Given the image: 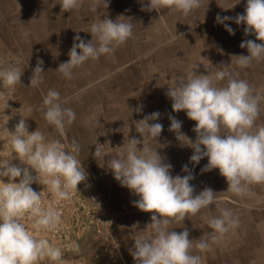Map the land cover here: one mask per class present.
Wrapping results in <instances>:
<instances>
[{"label":"clouds","instance_id":"1","mask_svg":"<svg viewBox=\"0 0 264 264\" xmlns=\"http://www.w3.org/2000/svg\"><path fill=\"white\" fill-rule=\"evenodd\" d=\"M101 3L104 8L108 7V0H91L92 11H97ZM203 3L204 0H147L142 10L158 12L167 8L188 16ZM239 3L240 0H236L228 9ZM58 4L61 11L71 12L81 8L84 0H59ZM100 17L97 15L84 31L91 34V40L85 41L78 34L74 36L69 60L56 70L65 79L71 80L73 70L90 59L111 57L119 46L133 38V24L128 18L120 16L113 21L106 16L104 19ZM233 19L237 25H245L246 36L254 34L256 38L241 42L240 48H246L248 55H233L235 65L244 69L253 61H264V43L256 42H264V0H247L244 13L235 18L216 17L217 23L223 24L230 35L235 32L225 22ZM23 73L24 70L11 64L0 66V85L14 89L22 84ZM44 73L43 61L38 60L28 87L38 89L44 81ZM237 77L238 73L227 69H220L212 75L198 74L193 69L179 82L167 87L166 95L172 101L173 112L184 111L187 118L195 122L192 130L196 138L193 141L180 131L182 122L169 117V131L175 132L179 141L184 140V146L193 149L190 162L197 165L206 157L208 162L201 171L218 169L228 185L226 191L244 197L250 193L252 185L264 184V125L256 124L264 95L254 94L249 82ZM67 103L58 91L49 89L43 95L39 109L45 121L61 137L76 120L75 111L66 107ZM8 107L7 102L4 110ZM160 115L153 112L134 121L135 130L142 139L124 136L123 145L117 147L120 149L118 155L110 156L105 144L96 142L93 156L102 161L101 167L105 166L104 158L110 157L106 166L114 179L138 197L133 201L135 207L151 213L150 222L143 230L137 231L130 249L135 264H203L201 255L194 254L193 249L199 252L210 250V242L222 240L240 226V220L231 209L221 207L223 201L211 188L205 187L194 195L195 188L191 184L194 176L187 165L182 167L186 175L171 174L172 165L165 163L166 158L157 151L163 147L157 143L163 125L150 123L158 121ZM11 118L4 112L2 123L8 137L7 147L0 148V264H39L44 258L62 262L61 247L54 246L39 233L60 229L62 212L58 205L71 200L78 185L88 178L78 158L80 145L75 140L66 144L60 139H49L38 128L30 132L26 119L22 117L14 130L9 131L6 125ZM149 140H154L159 147L151 146ZM109 149L113 148L109 146ZM13 161H19V164ZM33 183L42 185L52 195L56 206L46 205L42 191H35ZM94 205L99 208V204L94 202ZM213 205L219 215L209 218L208 226L212 231L208 237L189 239V230L183 221ZM26 219L32 222V231L22 222ZM174 223L184 230L173 231L176 228L172 227Z\"/></svg>","mask_w":264,"mask_h":264},{"label":"rangeland","instance_id":"2","mask_svg":"<svg viewBox=\"0 0 264 264\" xmlns=\"http://www.w3.org/2000/svg\"><path fill=\"white\" fill-rule=\"evenodd\" d=\"M227 1H206L205 8L209 13L200 21L197 20V23L194 17L190 19H194V23L187 25L188 18L183 17L182 23L177 26L175 38L170 42L144 41L134 34L133 38L119 46L111 57L90 59L75 68L73 78L68 80L56 70L61 63L69 60L68 53L74 36L78 34L85 41L91 40V34L84 31L97 15H101V19L106 16L115 21L108 11L112 0H108L107 8H104L102 3L98 5L97 11H92L91 0H84L81 8L71 12L61 11L59 0H0V62H3L0 66L11 64L24 70L22 84L16 85L14 89L0 85V148L7 147L8 132L2 123L5 112V115L12 117L6 125L9 131L14 130V126L22 117L26 119L30 132L38 128L49 139H60L66 144L73 140L78 142L81 148L78 158L82 161L87 177H94V173L97 175L99 169L91 173L94 162L93 158L87 155L85 145L88 142L94 145L96 142L102 144L106 137L115 141H124V136L127 135L129 138L142 139L133 122L143 119L145 115L159 112V120L150 123L158 122L163 125V131L157 138V143L163 147L157 148V151L166 158L165 163L172 165L171 174L186 175L182 167L187 165L194 176L191 181L195 188L194 195L209 187L218 192L219 197L221 195V207L237 202L239 197L226 191L228 185L218 169L202 172L208 162L207 158L201 159L197 165L191 163L193 149L184 146L182 143L185 141H179L176 133L169 131V117L172 116L182 122L180 131L183 134L193 141L196 138V133L192 130L195 122L189 120L184 111L173 112L172 101L166 95L167 87L179 82L193 69L198 74L209 75L220 69L233 71L238 73L237 78L249 82L254 94L264 95V61H253L249 67L240 69L232 57L248 55L247 49L240 48L239 45L244 40H255V35L246 36L245 25H237L234 19L225 22L234 30V35H230L223 24L217 23L213 27L209 23L210 14L235 18L237 14L244 13L247 0H240V3L231 9L230 15L225 10ZM235 2L236 0L233 4ZM214 8L217 11L212 13ZM38 60L43 61L45 73L43 83L36 89L28 86ZM49 89L58 91L61 99L68 101L65 106L72 108L76 113V120L67 127L64 137L45 121L39 110L43 95H46ZM7 102L9 107L4 110ZM260 107L261 113L256 121L258 126L264 125V100L261 101ZM138 108L139 112L136 111ZM148 143L159 147L154 140H149ZM13 162L19 164V161ZM88 178L86 182L92 200L106 213V200L97 193L99 190ZM257 185L251 187L249 196L253 195ZM215 212V206H209L183 221L184 227L189 230V239L208 237V233L212 231L208 220L215 216ZM242 212L249 220L250 217H255V214L237 208L239 220ZM230 239L229 232L219 242H210V250L199 252L193 249V253L201 255L203 264H216V261L224 264L225 257L220 256H223L221 253L231 244Z\"/></svg>","mask_w":264,"mask_h":264},{"label":"crops","instance_id":"3","mask_svg":"<svg viewBox=\"0 0 264 264\" xmlns=\"http://www.w3.org/2000/svg\"><path fill=\"white\" fill-rule=\"evenodd\" d=\"M206 1L208 0H204L202 7L194 10L188 16L179 12H172L167 8L158 12L142 10L147 0H112V5L108 11L114 20L120 16L128 18L133 24V35H139L140 40L149 42L166 40L170 42L175 38L177 26L182 23L183 17L188 18L187 25L194 23V19L190 20L191 18L195 17L196 23L197 20L200 21L205 18L209 13L205 8ZM233 2L234 0H228L225 3V10L229 15L232 8H228L233 5ZM216 8L210 12L215 13ZM216 15H209L211 17L209 23L213 27L217 25ZM121 19L124 18L121 17ZM102 142L105 144L104 147L108 154L116 156L120 151L117 147L122 146L124 141H115L106 137ZM106 142H109V145ZM109 146L113 149H109ZM85 148L87 155H90L94 162L91 173L93 174V170L99 169L97 175L94 173L95 176L90 175L88 179L91 180L90 183L96 185L95 187L99 190L97 193L106 200L105 228L103 234L96 235L93 233L83 240L78 251L68 258L66 264H135L130 255V249L133 248L137 231L143 230L146 224L150 222L151 213L142 212L135 207L133 201L137 200L138 197L114 179L113 174L106 166L110 157L104 158L105 166L101 167L102 161L99 158L96 160L93 156L95 145L88 142ZM260 185H257L253 193L255 196L247 194L244 197H239V202L227 203L226 205L236 216H238L236 209L239 208L241 211L246 210L255 214V217H250L249 220L243 212L241 213L240 226L230 231L231 244L221 253L223 256L220 257H225L224 264H264V184ZM251 187L254 188L255 185ZM216 193L220 199L221 195L219 197L218 192ZM215 209L214 215L217 216L216 206ZM178 226L174 223L172 227L176 228L172 230L183 231V228ZM216 264H220V262L216 261Z\"/></svg>","mask_w":264,"mask_h":264},{"label":"built area","instance_id":"4","mask_svg":"<svg viewBox=\"0 0 264 264\" xmlns=\"http://www.w3.org/2000/svg\"><path fill=\"white\" fill-rule=\"evenodd\" d=\"M35 175V174H34ZM32 188L41 192L44 203L55 205L54 198L38 183H33ZM62 212V225L56 232H40V237H46L54 246L62 249V262H53L47 258L39 261V264H66L68 258L78 251L80 243L93 233L101 235L104 233L105 218L101 207L97 208L91 198L87 182L78 185V191L69 201L58 205ZM32 231L29 220L22 221Z\"/></svg>","mask_w":264,"mask_h":264}]
</instances>
